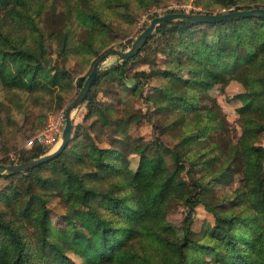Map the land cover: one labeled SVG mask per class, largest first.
Instances as JSON below:
<instances>
[{"label":"trees","instance_id":"trees-1","mask_svg":"<svg viewBox=\"0 0 264 264\" xmlns=\"http://www.w3.org/2000/svg\"><path fill=\"white\" fill-rule=\"evenodd\" d=\"M159 1L70 0L62 8L58 52L66 56L95 46L91 40L74 42L75 26L93 37L108 35L110 41L112 13L131 21L132 11ZM196 1L209 12L238 1L242 3L233 8L264 5V0ZM10 2L8 9L0 10V84L10 95L0 98V111L9 108L4 106L8 101L21 103L13 101L21 93L35 98L36 92L47 91L49 96L58 86L72 83L67 69L52 63L48 52L53 32L47 31L44 17L36 10L43 0ZM263 22L264 16L169 20L157 25L135 54L99 71L85 97L90 108L59 154L26 170L3 172L0 168V176L6 178L0 188V264H195L196 253L200 258L210 255L215 264H243L254 252H258V263L264 264V247L258 249L256 232L258 226L264 230V148L258 147L260 159L245 156L235 127L208 90L213 83L222 87L235 82L238 90L229 99L239 101L234 110L241 132L264 131V101L256 100L264 93ZM186 30L192 33L193 44L204 43L206 34L217 37L214 61L185 60L183 56L193 50L183 38ZM100 49L95 46L94 54ZM139 59L152 67L129 73V65ZM40 62L49 64L41 76L37 73ZM206 69L212 71L209 76ZM155 77L164 81L151 83ZM105 79H117L124 89L135 92L144 109L132 106L124 113H113L111 105L97 103L94 92ZM83 80V75L78 76L77 85ZM145 85L148 89L143 91ZM153 114L165 119L164 127L183 126L176 143L168 145L160 130L155 133L161 121L154 120ZM143 118L152 121L154 135L132 147L139 161H149L147 169L136 175L122 147L130 140L131 123ZM101 127L105 128L102 138L97 133ZM3 128L0 116L2 134ZM43 151L34 144L16 160ZM78 162L93 167L95 176L114 180L108 191L113 206L88 204ZM54 189L68 193L61 199L62 223L52 221L47 205ZM199 203L213 221H204L194 230ZM172 204L181 212L177 224L168 218ZM173 224L180 227L179 236L169 234ZM116 254L121 262L114 259Z\"/></svg>","mask_w":264,"mask_h":264},{"label":"rangeland","instance_id":"rangeland-1","mask_svg":"<svg viewBox=\"0 0 264 264\" xmlns=\"http://www.w3.org/2000/svg\"><path fill=\"white\" fill-rule=\"evenodd\" d=\"M11 0H0V10L8 9ZM70 0H43L39 5L36 6V10L44 17L45 26L47 31L53 32V40L51 45L48 46V52H50V57L52 63L57 66H62L67 69L69 72L72 83L66 87L58 86L51 94L48 96L47 91L36 92L35 98L29 97L25 93H21V98L13 101H21V103H13L8 101L4 106H8V109H2L0 111V116L3 119L4 128L3 134L0 133V159L7 160H16L18 156L22 153L23 150H30L34 147V144L40 145L43 148V152L52 149L58 139L50 143H43L40 138L43 137V131L47 128L50 122H52L57 116H59L64 111L66 104L74 97L79 87L77 85L76 79L78 76L83 75L84 77L91 69L93 61L99 54L109 47L116 48H126L130 46L134 36L148 23L149 19L156 14L166 12L169 9H180V10H190V11H205L200 3L196 0H160L155 5H150L145 9H136L132 11V16H130L131 21H125L120 18L118 14L111 15V20L113 21V29L110 34V41H107L106 38L108 35H103L101 38L90 36L86 30L78 25L75 26L73 32V41H82V40H91L95 46H101V49L97 54H94L93 49L95 46L89 47L88 50L70 53L66 56H63L58 52V48L62 42V25H63V13L62 8L68 4ZM240 1L231 4L227 9L233 8L236 5H239ZM254 4L250 1V4ZM264 6V5H263ZM215 9V6H214ZM224 8H219L218 10H227ZM215 9L214 11H218ZM261 27H264V22ZM260 37V33L257 35ZM183 38L185 42L189 44V47L192 46L190 53L185 54L183 57L187 61H197V60H208L214 61L217 54V37L213 34H206L204 36V43L196 42L193 44L194 37L189 30L183 32ZM105 45H104V43ZM191 45V46H190ZM142 56H147L144 54ZM141 56V57H142ZM150 57V56H148ZM144 58V57H143ZM146 58V57H145ZM139 59L129 65V73L137 71L140 68H150L152 66L147 62H141ZM116 62H121L117 58L116 54H109L100 62V69H108L112 64ZM176 61L172 59L170 64H174ZM49 64L46 62H40L37 65L38 75L45 73ZM206 76H209L212 71L206 69ZM162 77H155L151 79V83L162 81ZM164 81V80H163ZM148 89V85L144 86L143 91ZM209 92L214 95L218 102L221 104L223 111L226 114L227 119L235 127L239 137L240 144L243 147L245 156L249 159H260L261 158V149L258 147L264 148V131L261 133L255 132H241V127L237 122V116L234 110L236 103L239 101L230 100L229 95L231 96L235 93L237 89L236 83H227L225 86L221 87L220 83H213L208 88ZM60 94V97H57V94ZM95 100L97 103L102 105L109 104L111 105L110 111L113 113H121L127 111L132 106L140 107L144 109V104L141 101L140 97L133 91L124 89L119 80L111 81L110 79H105L101 81L94 92ZM0 98L7 99V96H10L8 92L3 91V87L0 84ZM11 99V98H10ZM9 99V100H10ZM256 100L264 101V93H260L256 96ZM60 102V106L58 105ZM89 102L87 99H84L79 106H77L72 115H73V131L76 127V124L83 120L84 116L89 110ZM155 120L157 117L161 121L160 124L156 127V131L160 130V135L162 140L168 144L173 145L176 143L183 134V126H165L163 121L165 120L156 114L152 115ZM170 122L169 119L166 118ZM151 122L143 118L142 120L136 122L133 121L128 129V134L130 140L127 143L123 144L122 148L127 150V156L129 157V165L137 174L140 175L144 172L149 166V161L146 159H141L139 161L138 154L132 150L133 145L142 144L143 142L151 139L154 135V130L152 129ZM158 122V121H157ZM167 122V121H166ZM164 122V124L166 123ZM171 123V122H170ZM60 125V128L62 127ZM105 128H99L97 131L99 137H103V132ZM93 133H96L93 130ZM60 134V133H59ZM59 137V136H58ZM32 139V140H31ZM2 162V161H1ZM6 162V161H5ZM76 166L83 173L82 179L85 187L88 188L86 192L87 202L90 206H96L97 204L103 206H113L115 204L114 199L109 195L108 191L114 184L113 179H108L105 177L95 176L93 173L95 169L88 165H83L82 163H76ZM6 183V178L0 176V188ZM55 195L50 198L47 205L52 217V221L55 223H62L59 214L64 210V206L61 203L62 197L67 198L68 193L62 189H54ZM181 217V212L179 211V206L177 204H172L170 206V211L168 213V218L175 224L179 221ZM204 221H213L212 214L207 211L202 203H199L195 206V214L193 217L192 228L194 230H199ZM171 225L173 228L170 231L171 236H179L181 229L179 226ZM258 235L257 246L258 249L264 247V230L261 226L256 228ZM76 257V256H74ZM195 264H215L210 255L202 256L201 258L198 253L194 254ZM114 259L118 262L122 261V258L119 254H116ZM79 261V258H77ZM243 264H259L258 263V252H254L252 256L245 259Z\"/></svg>","mask_w":264,"mask_h":264},{"label":"water","instance_id":"water-1","mask_svg":"<svg viewBox=\"0 0 264 264\" xmlns=\"http://www.w3.org/2000/svg\"><path fill=\"white\" fill-rule=\"evenodd\" d=\"M243 16H264L263 5H252L250 7H239L221 11H190V10H172L153 15L148 23L134 36L130 46L126 48L109 47L102 51L93 61L91 69L88 71L74 97L64 107V121L60 130L56 145L45 152L32 156L22 161L0 162V168L3 172H14L17 170H26L38 165L59 154L67 145L73 130V111L85 99L87 92L96 78L100 69V62L109 54H116L119 61L135 54L157 27V25L169 20L186 19L190 22L204 21H222L236 19Z\"/></svg>","mask_w":264,"mask_h":264},{"label":"built area","instance_id":"built-area-1","mask_svg":"<svg viewBox=\"0 0 264 264\" xmlns=\"http://www.w3.org/2000/svg\"><path fill=\"white\" fill-rule=\"evenodd\" d=\"M64 121V115L61 113L52 122L49 123L47 128L43 131V137L40 140L43 143H50L58 139L60 133V125ZM32 140V139H31Z\"/></svg>","mask_w":264,"mask_h":264}]
</instances>
